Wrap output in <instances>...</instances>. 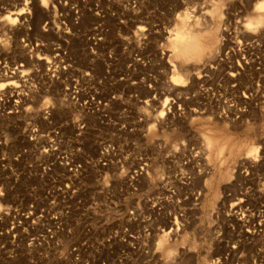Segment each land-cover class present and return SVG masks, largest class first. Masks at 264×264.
Returning <instances> with one entry per match:
<instances>
[{
  "label": "rangeland",
  "instance_id": "obj_1",
  "mask_svg": "<svg viewBox=\"0 0 264 264\" xmlns=\"http://www.w3.org/2000/svg\"><path fill=\"white\" fill-rule=\"evenodd\" d=\"M259 2L0 0V264H264Z\"/></svg>",
  "mask_w": 264,
  "mask_h": 264
},
{
  "label": "bare ground",
  "instance_id": "obj_2",
  "mask_svg": "<svg viewBox=\"0 0 264 264\" xmlns=\"http://www.w3.org/2000/svg\"><path fill=\"white\" fill-rule=\"evenodd\" d=\"M26 3L28 4V2H26ZM263 7H264V2H259V3H257L256 9H258V11H259V10L263 9ZM28 11H29L28 6H25L23 8L22 13L18 12V13L14 14L16 16L20 15V17H22V15H23V18L21 19V21H22L21 24L23 25V27H27V25L29 24L28 18H27L28 13H29ZM10 18H12V17L10 16ZM10 18H8V19H10ZM15 20L16 19H14V21ZM186 20H187V17H184L183 18V25L180 28H175L174 34L172 33L171 38H170V45H171V49L174 52V58L176 60L182 61L183 63H194V62L200 61L205 55H207L208 53L211 52V48L212 47L204 44L203 40L204 39H208V40L212 39L213 37L216 36V34H217L216 32L217 31L208 29V30L203 32V29L198 27L199 24L196 25V26H193V27H187ZM12 21L13 20H11L10 22H12ZM260 23H261V19L260 18L251 19L247 23L246 28H247L248 31H252L253 32V31H255V29L258 27V25ZM16 69L17 68H15V70ZM24 69H23V71H25ZM17 71H18V69H17ZM18 80H19V77H18ZM171 82H172V84L175 87H178L180 79L178 77L175 78L173 76V77H171ZM10 86H12V85H10ZM148 88L151 89V86L149 85ZM15 89H16V87H15ZM19 93L20 92H18L17 94H19ZM18 97H19V95H18ZM13 100H14V98H13ZM52 137L59 138L60 136H59V133H54V134H52ZM102 149H103L102 151H104L106 154L109 155V154H112V153H115V152L119 151L120 148L118 146L117 147L114 146L113 144H108V145H105ZM47 151H49V150H44V152H47ZM253 152L254 151H252V153ZM68 161H69V157L65 156V158L64 157L61 158L59 163L56 162L55 164H51L50 166L57 168V165H59V166H61L63 168H67L70 165V163H68ZM106 161L103 163V166H108ZM71 164H73V162H71ZM112 165H115L116 167L123 169V166L118 164V163L117 164L112 163ZM50 166H47V167L50 168ZM145 167H146V165H144V166L143 165H137L135 168H133V169H131L129 171V174L127 175V181H128V183H129V185H130L132 190H136L135 186L138 184L140 177L143 175ZM73 168H75L76 171H77L78 168L81 169L80 166L72 165V168L70 170L72 171ZM110 198H112V196H110ZM130 216H131V218H133L135 215L133 213H130ZM134 219H136V218H134ZM130 220H132V219H130ZM136 221H137V219H136ZM149 221L153 222L152 220H149ZM21 227L22 226L19 225V224L14 225L11 228V234L13 235V233L17 232L18 230H20ZM145 232H148V230H146ZM13 238H15V236H13ZM119 241H121V240L119 239Z\"/></svg>",
  "mask_w": 264,
  "mask_h": 264
}]
</instances>
